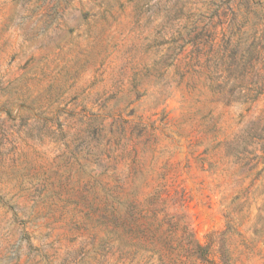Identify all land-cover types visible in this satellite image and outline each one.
<instances>
[{"label": "rangeland", "instance_id": "374dc122", "mask_svg": "<svg viewBox=\"0 0 264 264\" xmlns=\"http://www.w3.org/2000/svg\"><path fill=\"white\" fill-rule=\"evenodd\" d=\"M0 264H264V0H0Z\"/></svg>", "mask_w": 264, "mask_h": 264}, {"label": "trees", "instance_id": "16d2710c", "mask_svg": "<svg viewBox=\"0 0 264 264\" xmlns=\"http://www.w3.org/2000/svg\"><path fill=\"white\" fill-rule=\"evenodd\" d=\"M200 251H204V248H202L201 246H198Z\"/></svg>", "mask_w": 264, "mask_h": 264}]
</instances>
